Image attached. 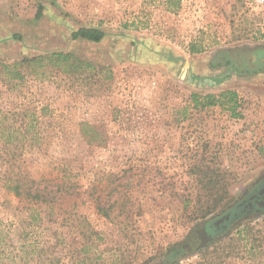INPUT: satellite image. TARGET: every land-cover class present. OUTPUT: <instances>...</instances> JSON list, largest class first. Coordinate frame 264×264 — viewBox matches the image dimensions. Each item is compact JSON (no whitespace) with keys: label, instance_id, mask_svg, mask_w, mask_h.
Masks as SVG:
<instances>
[{"label":"rangeland","instance_id":"374dc122","mask_svg":"<svg viewBox=\"0 0 264 264\" xmlns=\"http://www.w3.org/2000/svg\"><path fill=\"white\" fill-rule=\"evenodd\" d=\"M83 26L104 38L73 40ZM236 48L264 49L255 0H0V63L92 65L15 81L0 65V264H162L185 241L169 264H264V209L194 234L264 176V63ZM224 90L234 104L202 106ZM17 175L54 201L9 193Z\"/></svg>","mask_w":264,"mask_h":264},{"label":"trees","instance_id":"16d2710c","mask_svg":"<svg viewBox=\"0 0 264 264\" xmlns=\"http://www.w3.org/2000/svg\"><path fill=\"white\" fill-rule=\"evenodd\" d=\"M71 38L73 40L81 38L91 42H100L104 36V30L97 27H79L76 30L71 32ZM201 51V48L197 45H192L190 52L198 53ZM234 52H238V55H241L238 59L242 64L246 66H256L261 63L258 62V58L262 55V48L255 49H240L236 48L233 50ZM230 50H220L217 54L212 58L211 64L217 65L220 63L221 58H225L230 52ZM260 53V54H258ZM253 55V56H252ZM254 57V58H253ZM227 63H231L229 61L230 58L227 59ZM236 61H234L235 64ZM239 62V63H240ZM233 63V62H232ZM3 69L7 71L8 78L11 80H21L24 78L25 73L22 71L23 68H30L29 74H41L38 69L42 65H49L50 67H56L60 71L68 74H72L76 71H79L81 68L92 66L91 63L82 61L77 58L74 54L65 51H52L47 54H40L31 58L24 57L21 60L13 61L12 63H0ZM27 73V74H28ZM196 95H194L195 97ZM202 99V106H212V105H223L226 103L234 104L236 102V93L232 90H224L221 91L218 95L214 94H206L200 97ZM226 99V101H225ZM42 113L47 114V109L45 107H41ZM34 113L30 112L29 115L32 116ZM27 130L30 131L33 127L32 122L30 121L27 125ZM13 140H10L8 135V143H11ZM52 181L53 179H48ZM65 182V181H64ZM5 188L9 193H12L16 197H21L29 200L30 202H40V203H50L53 202L56 196V192L49 189L48 184H44L42 187H38L34 185L33 179H25L23 180L19 175H17L14 179L6 177ZM64 186L67 187V184ZM69 187V186H68ZM68 192V191H67ZM184 250L179 247V249H173L167 255L166 260L162 264L173 263L178 254H181Z\"/></svg>","mask_w":264,"mask_h":264},{"label":"flooded vegetation","instance_id":"af4514ba","mask_svg":"<svg viewBox=\"0 0 264 264\" xmlns=\"http://www.w3.org/2000/svg\"><path fill=\"white\" fill-rule=\"evenodd\" d=\"M262 50L263 52L262 55L259 56L258 62L261 61L262 63H264V49ZM236 206H238V210H235L234 213L231 214L229 219L219 221L220 218H223L226 213H228L230 210L235 209ZM236 206L226 211L224 214L219 215L215 219L201 225L199 228L204 227L206 230L205 236H209L211 239H213L214 236L218 232H220V230L224 229L231 221L236 219L239 220L243 216L248 215V213H250L251 211H259L264 209V176L257 180L251 189L245 191L243 199ZM194 234H196L195 231ZM189 247L190 242L185 241V243L181 246V249L186 251Z\"/></svg>","mask_w":264,"mask_h":264},{"label":"water","instance_id":"95a60500","mask_svg":"<svg viewBox=\"0 0 264 264\" xmlns=\"http://www.w3.org/2000/svg\"><path fill=\"white\" fill-rule=\"evenodd\" d=\"M238 206H236L235 209L230 210L228 213H226V215H224L223 218H220L219 221H222L224 219H229L231 214L234 213L235 210H238ZM195 232L201 236L202 243H205L207 240L210 239L209 236H205L206 230L204 227L200 229H195Z\"/></svg>","mask_w":264,"mask_h":264},{"label":"built area","instance_id":"2783aa9c","mask_svg":"<svg viewBox=\"0 0 264 264\" xmlns=\"http://www.w3.org/2000/svg\"><path fill=\"white\" fill-rule=\"evenodd\" d=\"M255 2L259 5H264V0H255Z\"/></svg>","mask_w":264,"mask_h":264}]
</instances>
